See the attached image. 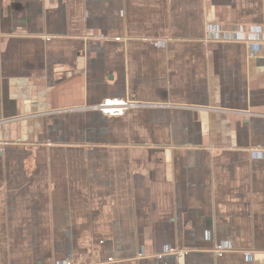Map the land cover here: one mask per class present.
<instances>
[{
    "label": "crops",
    "instance_id": "crops-1",
    "mask_svg": "<svg viewBox=\"0 0 264 264\" xmlns=\"http://www.w3.org/2000/svg\"><path fill=\"white\" fill-rule=\"evenodd\" d=\"M68 262L264 264V0H0V264Z\"/></svg>",
    "mask_w": 264,
    "mask_h": 264
},
{
    "label": "built area",
    "instance_id": "built-area-1",
    "mask_svg": "<svg viewBox=\"0 0 264 264\" xmlns=\"http://www.w3.org/2000/svg\"><path fill=\"white\" fill-rule=\"evenodd\" d=\"M132 104V102L124 100L107 99L103 102L101 110L109 115H122ZM215 251L220 254L224 251V247L222 245H218ZM169 252L180 253L177 252L175 249H170ZM67 264H70V262H68Z\"/></svg>",
    "mask_w": 264,
    "mask_h": 264
}]
</instances>
